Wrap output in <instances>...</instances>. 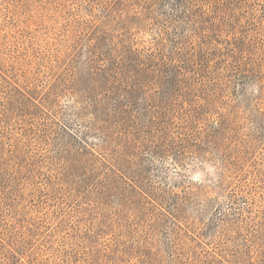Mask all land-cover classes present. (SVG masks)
<instances>
[{
    "label": "rangeland",
    "instance_id": "1",
    "mask_svg": "<svg viewBox=\"0 0 264 264\" xmlns=\"http://www.w3.org/2000/svg\"><path fill=\"white\" fill-rule=\"evenodd\" d=\"M250 2L243 34L219 43L187 34L208 54L243 44L237 59L209 55L189 100L163 98L155 69L141 63L137 106L163 102L180 114L175 136H196L175 148L176 161L148 149L119 159L89 130L91 39L101 31L115 45L128 39L122 28L143 3L0 0V58L23 89L39 87L36 107L0 84V264H264V0ZM160 3L161 25L133 32L144 53L162 25H174L175 7ZM72 71L75 90L54 86ZM52 90L62 95L51 99Z\"/></svg>",
    "mask_w": 264,
    "mask_h": 264
},
{
    "label": "trees",
    "instance_id": "2",
    "mask_svg": "<svg viewBox=\"0 0 264 264\" xmlns=\"http://www.w3.org/2000/svg\"><path fill=\"white\" fill-rule=\"evenodd\" d=\"M137 1L139 4L143 3V10L130 17L128 25L122 28L125 32L122 35H126L128 39L115 45V37L113 38L108 31H101L100 35L91 39L87 63L93 71L90 73V82L86 88L89 91L87 100L90 101L86 111L92 117L89 130L102 138L101 149L105 153L112 152L111 154L119 159L138 155L141 150L148 149L153 156L172 154L176 161H181V155L174 152L175 148L185 143L191 144L196 136L194 134L175 136L174 122L180 114L175 113L171 116L170 112H164L163 102L154 110L141 109L137 106L135 95L140 86L136 81L142 78L144 73L147 74L141 63L146 61L155 69L156 81L166 89L165 93H162L163 98L189 100L193 91L189 90L188 84L196 82L198 71L206 68L209 55L220 54L223 58L237 59L243 53V44L227 42L229 47L216 46L211 50L212 54H208L203 45L198 51L187 45V34L195 35L202 43L203 39L210 37H214L215 42L219 43L220 37L224 34H243V30H248L252 26L247 24L248 14H251L249 12L251 0ZM161 1L169 2V5L175 7L173 9L175 12L170 17L175 23L172 22L174 25L171 27L170 24L162 25L157 47L144 53L134 48L133 32L145 26L146 21L161 25L162 22L155 17L156 8ZM100 61H105L106 64L92 69ZM77 74L76 71H72L70 74L60 76L54 86L60 85L59 87L65 90L64 93L72 92L75 90ZM125 78L128 80L126 84ZM14 80L0 58V84L10 86L12 94L17 93L23 100L30 101L38 107L33 99L35 100V93L39 87L35 86L33 90L23 89ZM50 95L51 99L55 100L62 94L52 90ZM185 114L191 125L197 122L198 111ZM222 118H225V115ZM83 143L86 148L92 150L91 154L95 155L94 150L98 146L86 140Z\"/></svg>",
    "mask_w": 264,
    "mask_h": 264
}]
</instances>
